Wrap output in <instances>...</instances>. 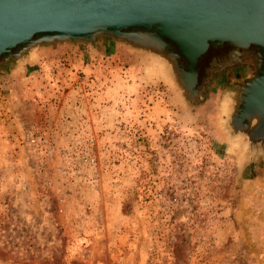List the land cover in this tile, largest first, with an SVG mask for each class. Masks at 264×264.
Segmentation results:
<instances>
[{"label": "rangeland", "instance_id": "obj_1", "mask_svg": "<svg viewBox=\"0 0 264 264\" xmlns=\"http://www.w3.org/2000/svg\"><path fill=\"white\" fill-rule=\"evenodd\" d=\"M159 65L98 39L0 66V264H264L234 89L189 105Z\"/></svg>", "mask_w": 264, "mask_h": 264}, {"label": "water", "instance_id": "obj_2", "mask_svg": "<svg viewBox=\"0 0 264 264\" xmlns=\"http://www.w3.org/2000/svg\"><path fill=\"white\" fill-rule=\"evenodd\" d=\"M98 39L152 57L189 105L201 104L208 94L195 68L210 47L236 50L214 61L208 77L243 62L239 49L247 54L250 46L259 48L260 74L237 88L225 128L232 139L245 140L249 153L264 150V0H0V66L18 65L55 45L92 47Z\"/></svg>", "mask_w": 264, "mask_h": 264}, {"label": "flooded vegetation", "instance_id": "obj_3", "mask_svg": "<svg viewBox=\"0 0 264 264\" xmlns=\"http://www.w3.org/2000/svg\"><path fill=\"white\" fill-rule=\"evenodd\" d=\"M234 50L236 49L226 44L216 49L210 47L206 53L198 59L195 68L198 73V84H204V87H211L223 77L229 80L227 83L229 86L228 88L234 89V92L227 104V116L228 114H232V111L236 108V101L239 98L237 88L243 83L248 82L256 73L260 74V70H257V64L259 62L261 50L255 46H250L247 54H245L242 49H239L237 52L238 59L243 62L232 63L219 71H212L210 77H208L206 70L211 68V64L214 61L219 64L222 59L228 58L229 53ZM181 60L185 65L187 64L183 58H181ZM260 69H262V66H260ZM240 107L241 104L239 105V108ZM246 122L247 121L244 120L243 124H246Z\"/></svg>", "mask_w": 264, "mask_h": 264}, {"label": "bare ground", "instance_id": "obj_4", "mask_svg": "<svg viewBox=\"0 0 264 264\" xmlns=\"http://www.w3.org/2000/svg\"><path fill=\"white\" fill-rule=\"evenodd\" d=\"M160 66V65H159ZM161 67V66H160ZM164 72V71H163ZM164 74V73H163ZM172 83V82H171ZM227 108V107H226ZM227 111V110H226ZM230 113V112H229ZM238 139H242V138H239V137H237V138H235V140L234 141H236V140H238ZM243 140V139H242ZM243 144H244V142H243ZM236 147V146H235ZM237 147H239L238 145H237ZM241 149L243 150L244 149V145H242V147H241ZM246 155H248V154H246Z\"/></svg>", "mask_w": 264, "mask_h": 264}]
</instances>
